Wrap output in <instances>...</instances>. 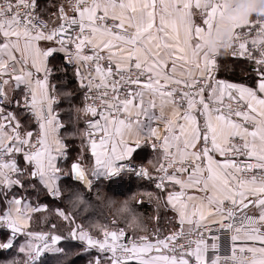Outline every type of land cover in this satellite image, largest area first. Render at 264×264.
<instances>
[{"label":"snow or ice","instance_id":"6c2138e0","mask_svg":"<svg viewBox=\"0 0 264 264\" xmlns=\"http://www.w3.org/2000/svg\"><path fill=\"white\" fill-rule=\"evenodd\" d=\"M51 8L55 20L50 28L40 0H0V252L16 253L0 264H44L46 255L66 256V249L57 246L62 240L84 246L77 256L94 249L88 264H264V43L248 39L253 32L264 33V17L234 25L230 49L235 46L233 57L252 63L249 84L216 80L221 53H210L202 44L219 27L228 0H65ZM74 26L79 29L75 36ZM40 41H55L58 47L41 48ZM86 46L91 55L84 54ZM61 52L66 64L75 65L79 87L86 89L85 105L76 111L98 117L86 121L84 133L95 157L92 178L112 181L126 173L151 178L135 153L145 144L153 150L159 144L166 164L157 169L162 175L156 187L163 189L165 181L180 185L182 191L167 198L178 212L179 230L163 238L154 234V241L141 236L127 243L122 228L101 226L102 240L81 225L71 227L67 237L29 230L31 213L47 206H32L21 190L62 196L57 159L67 158V146L58 136L64 124L53 106L59 97L71 105L73 93L49 84L54 75L49 58ZM9 90L19 91L23 109L37 120L36 144L32 132L21 135L14 112L5 114L13 102L21 107ZM197 103L205 117L203 131L192 114ZM181 119L184 123H178ZM154 122L162 123L164 131ZM209 134L211 151L244 160L215 161L207 147ZM201 140L202 151H190ZM202 157L207 158V176ZM66 175L87 179L92 187L93 179L79 162ZM193 187L203 196H186L183 190ZM76 200L87 203L78 193ZM56 213L75 224L70 214ZM226 233L232 243L223 251L230 255H221ZM21 254L23 260L17 258Z\"/></svg>","mask_w":264,"mask_h":264},{"label":"trees","instance_id":"16d2710c","mask_svg":"<svg viewBox=\"0 0 264 264\" xmlns=\"http://www.w3.org/2000/svg\"><path fill=\"white\" fill-rule=\"evenodd\" d=\"M57 2L64 3L65 0H40L41 7H47V10L43 14L44 17L48 14L51 15V11H54L51 5ZM217 61L219 68L218 77L251 83V62L246 63L245 59L233 57L227 52H221ZM67 73V80H69L70 85H77L78 82L70 67ZM72 91L74 94L71 105L68 103V109L63 111L64 119L67 117L66 121L64 120V136H66L69 145L68 156L60 164L63 168L67 169L71 163L76 162V155L80 154L83 159L80 162L88 170L85 169L90 177L89 167L91 165V156L87 147L80 144L83 138L78 133L79 128L85 126L86 119L80 116L79 111H76V109H80L81 102L78 98L81 94L83 96V90L78 91L76 86H73ZM149 170L153 175L158 173L156 168H149ZM66 184L79 185L82 183L65 175L62 180V196L59 199L52 198L43 191H28V194L33 197L32 199L45 201L49 205L46 212L34 215L33 228L40 231H55L67 237L71 227L67 225V221L50 211L52 210L51 208H62L74 218L75 222L82 224L93 234L101 235L99 228L104 226L108 230L123 228L127 233L136 236H145L148 230L146 234L144 233L145 235L142 233L144 231L141 230L148 223L149 218L153 219L154 215H157V221L161 223L164 220L165 214H167L160 209L161 205H164L161 199L165 192L160 193L152 181L134 178L130 174H124L112 181L101 178L94 181L90 189L80 188L82 189V193L79 195L87 202L86 204H81L76 200V194L78 192L75 193L74 187L71 190H63ZM37 187L40 188L39 185ZM80 187L82 186L80 185ZM139 197L141 198L140 203L138 202ZM51 203L56 204V206H50ZM2 207L0 206V208ZM85 207L87 209L86 211L84 210ZM53 224L56 225L55 229L52 228ZM2 237L4 236H0V238ZM61 245L66 249L67 255H46L43 258L44 264H88L87 254L77 256V253L83 252V250H79L82 247L81 243L78 241L64 240ZM14 256H16L14 251L8 253L0 252V261L10 260ZM17 258L23 260L22 254ZM129 264L137 263L129 262Z\"/></svg>","mask_w":264,"mask_h":264},{"label":"crops","instance_id":"0c3cea01","mask_svg":"<svg viewBox=\"0 0 264 264\" xmlns=\"http://www.w3.org/2000/svg\"><path fill=\"white\" fill-rule=\"evenodd\" d=\"M197 22L198 23L200 22L199 18H197ZM156 23L158 25V18H157ZM38 43H39V46L41 48H47V47H52V46L58 47V45L55 44V41H40ZM90 51H92L91 48L86 46L85 49H84V54L88 55ZM49 61H50L49 67L54 69V75L52 77H50V79H49V84L50 85L55 84V85H57L58 89L60 88L61 85H63L64 89L69 90V91H72V87L76 86L77 90L81 91V88L79 87V84H77V85L76 84H72V86H71L69 80H67V76H68L67 72L69 70V67H67L66 64L63 61L62 52L61 53H57L55 58H51L50 57ZM61 68L66 69L67 72L66 71H60ZM42 77H43V74L41 73L40 74V78H42ZM216 80H225L226 82H232V83H246V82L237 81V80H233V79H230V78L229 79L228 78H222V77H217ZM10 88H11V85H9V89ZM72 93H73V91H72ZM8 94H9L10 97H13V98H16V99H20L21 100V107L18 108L17 105L15 104V102H13L10 106H8L5 109V114L7 112H14L16 117H17V119L19 120V122L21 124V128H20L21 135H23L25 132H29L30 131V132L33 133V137H32V141H33V138L35 136L36 131H39V126H38L37 120L32 118L31 115L27 111H25L23 109L22 96L19 94L18 90H16V91L9 90ZM81 96H82V94H81ZM59 100H60L59 104L54 105L53 107H54L55 112L58 114L60 121L64 124V127H65V121H66L67 117H65V119H64L63 111L68 109V106H69L68 103L69 102L66 99H64L63 97H59ZM0 107H3V106H0ZM185 110L186 109H182L181 108V113L183 114V112ZM192 114L196 117V119L198 121L197 108H195L193 110ZM234 119H238V118H234ZM0 122H3V121H0ZM178 123H184V121L181 119V120L178 121ZM198 123H199V121H198ZM64 127L59 130L58 136L62 140V142L67 146V156H68V148H69L68 146L69 145H68V141H67L66 136H64ZM153 127H157L160 132L164 131V125L162 123L154 122L153 123ZM176 132L177 133L179 132L178 128L176 129ZM82 138H83V141H81L80 144L81 145L83 144V145H85L87 147L88 152H89V154L91 156V165L89 167V169H90V177L88 176L87 173L86 174L88 176V179H93L92 176H91V173H92V171H93V169L95 167V157L92 155L90 142H88L84 138L83 133H82ZM193 150L194 151H202V149H201V141L197 143V146H196L195 149H190V151H193ZM209 154L217 162H223V161H225L227 159V158H224L223 156H221L219 154V152H217V151H211L210 150ZM76 156H77V158L75 159L76 162H80L81 160H83L81 158L80 154H78ZM162 157H163V150L159 147V144H157V148L155 150H153L148 144H145L140 149H138L137 152L135 153L136 162L144 164L145 166H147L148 168H151V169H155L156 168V170L159 168V166L161 164ZM16 158H17V162L22 167L25 166V161L23 159V155L22 154H18ZM65 159L66 158H60V157H58V159H57V166L59 168H61V170H62V172L60 174L61 175V179L58 181V183L60 185V188H61V191H62V180H63V177L66 175V173H68L70 171V166L72 164L71 163L70 166L67 169L63 168L62 165L60 164V162L64 161ZM204 159H205V161L207 163V158H204ZM29 167H31V166H29ZM202 170H203L202 174L204 176H207L206 168L202 169ZM183 178L186 179V174H185V176ZM97 180L98 179H93V182L97 181ZM84 182H85L84 184L87 185V183H88L87 179ZM29 190L32 191L33 189L29 188L28 191ZM21 191H22V195L27 197V202L30 203L32 206H34V207L38 206V205L39 206H44V205L47 206L46 210H42V211H39V212L31 213V221H30V228H29L30 231L44 233L43 231H40V230H37V229L33 228V219H34V215L35 214L43 213V212H46L48 210V208H49L48 203H46L45 201H39L38 199L34 200V199H32L33 197L28 194V191L27 192H23V190H21ZM180 191H182L180 185H175V184L167 181V191L163 194L162 199H161L163 204L166 205V207L171 211L172 217H174L175 229L180 228L179 215H178V212L170 204H168L167 198H168L169 193H178ZM183 191H185V195L186 196H198V197L199 196H203V193L200 192L197 188H194V187L193 188L184 189ZM52 198H54V197H52ZM154 216H155L154 219H157V215H154ZM188 227L189 226L187 224L184 225V228H188ZM52 234H57V235H61L62 237H64L62 234H59V233H56V232L52 233ZM5 236H6V234H5ZM2 239H4V237L0 238V240H2ZM63 241L64 240L60 241L57 246L62 247L61 244H62ZM238 242L240 244L244 243L243 241H238ZM86 254L89 255V253H86ZM130 262L137 263L136 261H130Z\"/></svg>","mask_w":264,"mask_h":264},{"label":"built area","instance_id":"2783aa9c","mask_svg":"<svg viewBox=\"0 0 264 264\" xmlns=\"http://www.w3.org/2000/svg\"><path fill=\"white\" fill-rule=\"evenodd\" d=\"M69 15H71V13H69ZM43 18H44L45 20H48V19H46L44 16H43ZM48 21H49V20H48ZM58 23H59V22H58ZM53 26H54V24H51V23L49 22V27L51 28V27H53ZM74 27H75V31H74L72 34L75 36V35L79 34V29H78V26H74ZM86 31H87V30H86ZM254 35H255V32L252 33V36H254ZM252 36H250L248 39L251 40ZM248 47H249V49L251 50V47H252V46H251L250 43L248 44ZM234 50H236V49H235V46H234L233 49L228 50L227 53H229L231 56H233V55H232V51H234ZM91 54H92V51H90L88 55H91ZM253 54H254V55H258V53H256V52H254ZM62 58H63V61H64V63H65V54H64V53H62ZM217 58H218V57H217ZM236 58H237V57H236ZM103 63H105V62H103ZM65 64H66V63H65ZM66 65H67L68 67H70V68L73 70V73H74V67H75V65H68V64H66ZM218 69H219V68H217L216 72L214 73L215 79L218 77ZM87 71H88V69L85 68V69H84V72L86 73ZM75 79H76V81L78 82V78H77L76 76H75ZM78 84H79V83H78ZM81 89L83 90V96H84V93H85L86 89H83V88H81ZM205 97H206V102H208V101H207V93H205ZM83 100H84V99H83ZM87 103H91V101H87ZM84 105H85V100H84ZM0 106H3V105H0ZM210 106H211V105H210ZM186 108H187V105L185 104L184 107H183L182 109H186ZM196 108H197V116H198L199 125L201 126V129H202V131H203V124H204V121H205V117L201 114V113H202V106L199 105V103H197ZM28 113L31 115L32 118L35 119V117L32 115V113H30V112H28ZM95 119H98V117H91L90 115H88L87 118H86V121H89V120H95ZM86 121H85V126H84V132H83V135H84V133H85V131H86V129H87ZM38 135H39V131H36L35 136H34L33 141H32L33 144H36V139H37ZM100 135H101V133L97 132V133L95 134L94 138H96L97 141H98ZM84 138L89 142L88 138H87L85 135H84ZM37 147H38V145H37ZM203 147H204V142L201 140V149H203ZM207 147H208L210 150L212 149V145H211V135H210V134H209V140H208V142H207ZM223 157H224V158H227V159H229V158L237 159L238 162L241 161V160H244L243 157H228V156H223ZM161 163H165V164H166V162H165L163 159H162V162H161ZM199 163H200V167H201V169H205V168L207 167V163H206V161H205V159H204L203 157H202V159H201V161H200ZM137 164L142 165L143 167L147 168V169H148V172H149V175H150L151 178H149V177H143V176H141V177H137V176L133 175L134 177L139 178V179H145V180L152 181L153 184H154V186H155V188H156L160 193H164V192L167 191V181H165V185H166V186H165L163 189H161V188H157V187H156V184H157V183H160L159 177L162 175L161 172L158 171L157 174L153 175V174L150 172V170H149V168H148L147 166H145L144 164L138 163V162H137ZM171 171H172V170L169 169V172H171ZM189 171H191V169H189ZM126 174H130V173H126ZM72 179L75 180L74 178H72ZM75 181H77V180H75ZM81 183H82L83 185H86V184H84V183H85L84 181L81 182ZM86 187H87V185H86ZM87 188H88V187H87ZM88 189H89V188H88ZM138 202H139V203L141 202V198H138ZM156 225H157V224L151 225V226L148 228L147 234L145 235V236L149 237L150 240H153V241H154V239H155L154 234H157V233H158L159 236H160L161 238H163V236L166 235V234H164V233L162 232V230L160 229V227H159V226H156ZM119 229H120V228H119ZM85 230L89 231L90 234H91L94 238H99V239H101V240L103 239L102 234H101V235H96V234H93L89 229H85ZM113 230H118V229H113ZM177 230H179V228H178ZM177 230H176V231H177ZM187 230H188V228H185V231H187ZM109 231H111V230H109ZM125 232H126V231H125ZM230 235H231V233H226V234H222V235H221V240H220L221 247H222L221 255H230V251H229V252H225V251H223V249H225V248H228V249L231 248V243H232V242H231V240H230ZM139 237H141V236H136V235H134V234H130V233H127V232H126V237L123 238V242H124V243H127L128 238L137 239V238H139ZM209 243H211V241H209ZM236 243H237L238 246L241 245L238 241H237Z\"/></svg>","mask_w":264,"mask_h":264},{"label":"clouds","instance_id":"9594fccd","mask_svg":"<svg viewBox=\"0 0 264 264\" xmlns=\"http://www.w3.org/2000/svg\"><path fill=\"white\" fill-rule=\"evenodd\" d=\"M253 16L264 17V0H228V8L219 27L202 40L203 46L210 53L227 52L234 36V25ZM251 39L264 43V33L254 35Z\"/></svg>","mask_w":264,"mask_h":264},{"label":"rangeland","instance_id":"374dc122","mask_svg":"<svg viewBox=\"0 0 264 264\" xmlns=\"http://www.w3.org/2000/svg\"><path fill=\"white\" fill-rule=\"evenodd\" d=\"M48 20H49V22L51 23V24H53L52 23V21H54L55 20V17H52L51 15H47V16H45ZM56 23H58V21H56ZM79 101L81 102V104H80V109L81 108H83L84 106H83V96H80L79 98ZM80 116H82L84 119H86L87 118V116L88 115H85L84 113H82V112H80ZM84 132V127L82 128H79V130H78V133L80 134V135H82V133ZM79 163H81V162H79ZM81 165L83 166V168L84 169H86L85 168V166L81 163ZM87 170V169H86ZM86 170H85V172H86ZM88 171V170H87ZM87 173V172H86ZM130 175H132V174H130ZM133 176V175H132ZM134 177V176H133ZM135 178V177H134ZM80 185L82 186V187H80ZM74 187V191H75V193L76 192H78V194H81L82 193V189H80V188H87L85 185H83V184H79V185H73V184H66L65 185V187L63 188V190H71L72 188ZM35 192H36V190H34ZM137 197V196H136ZM136 197H135V200H136ZM59 199V198H58ZM52 204V205H51ZM50 204V206H56V204H53V203H51ZM52 210H50V211H52L54 214H56V215H58L57 213H56V209H61V210H63L64 212H66L64 209H62V208H51ZM162 211H165L167 214H165V216H164V220L160 223V222H158L157 221V219H151V218H149V220H148V223L143 227V229L141 230V231H144V232H142L143 234L145 233L146 234V231L148 230V228L151 226V225H154V224H157L156 226H159L160 227V229L162 230V232L164 233V234H169V233H171V232H173V231H176L177 229H175V224H174V217H171L172 216V213H171V211L166 207V205H161V208H160ZM169 211V212H168ZM59 216V215H58ZM60 217V216H59ZM155 217V216H154ZM60 218H62V217H60ZM63 219V218H62ZM64 220V219H63ZM159 223V224H158ZM67 225H69L68 224V222H67ZM76 225H81L84 229H88V228H86V227H84L82 224H79V223H77V222H75V224L74 225H69V227H75ZM71 230V229H70ZM70 230H69V232H70ZM41 231H43L44 233H55V231L54 232H52V231H48V230H41ZM144 234V235H145ZM80 243V242H79ZM83 248H84V246L82 245V247L79 249V250H83ZM96 254V251L93 249V250H91V252L89 253V255H88V261H87V263L89 262V260L90 259H92V257L94 256Z\"/></svg>","mask_w":264,"mask_h":264}]
</instances>
